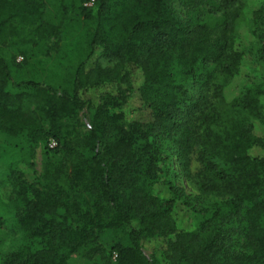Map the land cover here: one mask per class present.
<instances>
[{"label": "trees", "instance_id": "1", "mask_svg": "<svg viewBox=\"0 0 264 264\" xmlns=\"http://www.w3.org/2000/svg\"><path fill=\"white\" fill-rule=\"evenodd\" d=\"M241 1L0 0V184L20 232L0 264H264V77L225 97ZM135 71L146 115L127 131L110 109ZM16 137L41 144V179L15 169Z\"/></svg>", "mask_w": 264, "mask_h": 264}, {"label": "rangeland", "instance_id": "2", "mask_svg": "<svg viewBox=\"0 0 264 264\" xmlns=\"http://www.w3.org/2000/svg\"><path fill=\"white\" fill-rule=\"evenodd\" d=\"M242 9L240 16L235 22V30L233 34V49L237 52H241L243 55L242 62L239 67L238 75L232 82L225 88V97L227 100L235 97L241 90L243 83L247 78L251 77H264V62L253 61L252 54L257 52L260 46H262V36H264V25L259 21L257 22L258 14L260 11L264 14V0H242ZM264 22V19H263ZM260 36V37H256ZM140 80V73L135 71L130 76L129 84L132 85L133 91L131 98L118 107H112L110 112L119 117L121 125L124 126V130L129 131L130 124L138 117H143L145 112H137L141 110V102L137 94L138 84ZM126 87V86H125ZM123 87V88H125ZM96 95L92 90H89L85 94L87 100H96ZM79 124L84 125L86 120L80 115L77 117ZM136 118V119H135ZM0 140L2 136L0 135ZM9 146L12 148V154L9 158L16 161L15 169L24 173V180L32 182L34 181V175L36 174L41 179L43 168L45 166V153L41 144L31 145L24 137H16L8 139ZM54 144L51 143V146ZM9 182V180L7 179ZM179 185L190 194H195L192 188L181 181ZM165 190L159 189V193L165 195ZM14 202V196L11 190V185L0 184V216L6 218V229L0 230V253L12 251L16 245V239L19 237L20 232L17 231V224L12 218L14 210L16 208ZM181 222L186 224L187 218L181 216ZM184 224V225H185ZM113 241V240H112ZM156 248L155 245L145 243L143 245V251L147 256H150L152 251ZM85 263V262H84ZM86 264V263H85Z\"/></svg>", "mask_w": 264, "mask_h": 264}, {"label": "built area", "instance_id": "3", "mask_svg": "<svg viewBox=\"0 0 264 264\" xmlns=\"http://www.w3.org/2000/svg\"><path fill=\"white\" fill-rule=\"evenodd\" d=\"M21 60H22L21 57H18V58H17V62H20ZM115 257H116V256L114 255V256H113V259H115Z\"/></svg>", "mask_w": 264, "mask_h": 264}]
</instances>
